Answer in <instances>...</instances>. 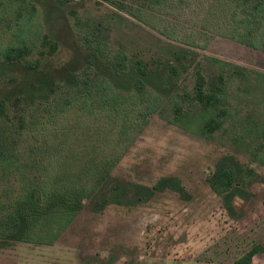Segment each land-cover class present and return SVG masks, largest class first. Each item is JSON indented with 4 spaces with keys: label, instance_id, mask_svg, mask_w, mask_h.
Segmentation results:
<instances>
[{
    "label": "rangeland",
    "instance_id": "374dc122",
    "mask_svg": "<svg viewBox=\"0 0 264 264\" xmlns=\"http://www.w3.org/2000/svg\"><path fill=\"white\" fill-rule=\"evenodd\" d=\"M42 1L43 21L59 43L55 64L74 57L75 36L149 59L190 50L191 66L171 100L113 148L114 176L152 185L174 175L190 198L164 190L101 211L87 202L53 244L13 243L0 248V264H238L256 246L249 264H264V51L201 29V8L189 1L173 8L146 0ZM195 67L209 85L220 73L226 80L211 109L193 94ZM221 117L222 126L209 132L206 121ZM223 156L244 168L231 209L207 181Z\"/></svg>",
    "mask_w": 264,
    "mask_h": 264
},
{
    "label": "trees",
    "instance_id": "16d2710c",
    "mask_svg": "<svg viewBox=\"0 0 264 264\" xmlns=\"http://www.w3.org/2000/svg\"><path fill=\"white\" fill-rule=\"evenodd\" d=\"M185 1L201 8V29L264 51V0H146L144 6L173 8ZM42 3L0 0V248L53 244L87 202L101 211L140 204L164 190L190 198L174 175L152 185L113 175L119 161L114 145L171 100L191 66L190 50L179 46L149 59L75 36L74 57L55 64L59 43L43 21ZM194 70L193 94L211 109L225 94L223 73L209 85L200 68ZM223 121L209 118L205 127L212 132ZM243 172L233 156H223L207 179L228 209ZM259 248L238 264H249Z\"/></svg>",
    "mask_w": 264,
    "mask_h": 264
}]
</instances>
